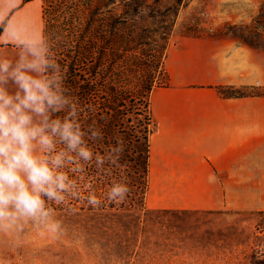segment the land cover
<instances>
[{
	"label": "crops",
	"instance_id": "0c3cea01",
	"mask_svg": "<svg viewBox=\"0 0 264 264\" xmlns=\"http://www.w3.org/2000/svg\"><path fill=\"white\" fill-rule=\"evenodd\" d=\"M41 10L40 0H0V48L15 47L5 43L13 26L42 33ZM164 68L169 83L149 95L147 207L264 210V94L221 91L264 87V47L231 36H172Z\"/></svg>",
	"mask_w": 264,
	"mask_h": 264
},
{
	"label": "rangeland",
	"instance_id": "374dc122",
	"mask_svg": "<svg viewBox=\"0 0 264 264\" xmlns=\"http://www.w3.org/2000/svg\"><path fill=\"white\" fill-rule=\"evenodd\" d=\"M186 24L197 25L191 35L231 36L264 47L260 32L264 0H183L171 37L184 35ZM17 51L16 47L0 48V55L12 58ZM130 147L104 171H98L94 163L86 166L80 183L94 186L103 200L99 208L76 199H70L66 207L51 205L63 221L65 234L53 240L40 236L31 225L19 233L0 234V264H264V210L149 208L143 160ZM106 149L102 145L96 151ZM113 182L126 183L131 189L122 203L105 198Z\"/></svg>",
	"mask_w": 264,
	"mask_h": 264
},
{
	"label": "clouds",
	"instance_id": "9594fccd",
	"mask_svg": "<svg viewBox=\"0 0 264 264\" xmlns=\"http://www.w3.org/2000/svg\"><path fill=\"white\" fill-rule=\"evenodd\" d=\"M13 31L15 38L5 43L14 44L16 55H0V234L31 225L40 236L58 240L66 230L51 205L66 207L76 199L99 208L103 200L90 182L81 185L83 173L93 163L98 171L115 165L123 142L94 149L102 130L85 123L49 40L17 26ZM130 191L128 184L113 182L105 198L122 203Z\"/></svg>",
	"mask_w": 264,
	"mask_h": 264
},
{
	"label": "trees",
	"instance_id": "16d2710c",
	"mask_svg": "<svg viewBox=\"0 0 264 264\" xmlns=\"http://www.w3.org/2000/svg\"><path fill=\"white\" fill-rule=\"evenodd\" d=\"M26 1L29 0L23 3ZM182 1L43 0L42 3V34L64 69L65 84L83 106L85 123L94 122L102 130L103 140L94 144V149L122 141L124 150L131 146L143 160L145 176L153 127L149 95L154 87L169 83L164 56ZM3 27L4 23L0 32ZM196 27L186 24L184 35H191ZM247 88L259 91H240ZM247 88L226 87L221 91L225 96L264 94V87ZM132 115L135 121L131 124Z\"/></svg>",
	"mask_w": 264,
	"mask_h": 264
}]
</instances>
